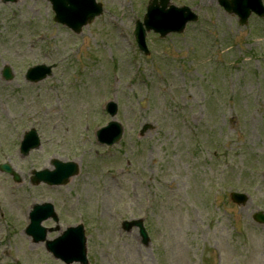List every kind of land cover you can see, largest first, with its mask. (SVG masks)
<instances>
[{"label": "rangeland", "instance_id": "374dc122", "mask_svg": "<svg viewBox=\"0 0 264 264\" xmlns=\"http://www.w3.org/2000/svg\"><path fill=\"white\" fill-rule=\"evenodd\" d=\"M147 1L97 0L101 14L74 33L48 0H0V163L20 177L0 171V264H64L24 232L42 202L59 218L42 222L54 228L47 239L84 225L89 264H264L254 220L264 214V17L241 26L217 0H171L198 20L164 38L146 32L144 54L132 31ZM36 64L54 66L32 83ZM111 119L122 136L100 144L95 130ZM31 128L40 144L23 155ZM52 158L79 173L32 184ZM140 217L147 244L120 226Z\"/></svg>", "mask_w": 264, "mask_h": 264}, {"label": "water", "instance_id": "95a60500", "mask_svg": "<svg viewBox=\"0 0 264 264\" xmlns=\"http://www.w3.org/2000/svg\"><path fill=\"white\" fill-rule=\"evenodd\" d=\"M14 1V0H3ZM54 10V20L70 27L74 32L79 33L81 27L89 23L96 15L102 11L101 4L96 0H49ZM227 12L236 14L240 25L247 23V18L251 12L264 15V8L261 0H218ZM197 15L194 14L187 6L177 7L169 2V0H149L146 12L143 15V21L137 20L135 23L134 35L138 43V47L148 53L145 44L146 31L153 30L158 32L161 37L166 36L170 32L183 31L188 21H194ZM50 66L37 65L29 67L25 73L26 79L37 81L50 74ZM3 75L11 78L10 68L5 66ZM107 111L113 116L116 113V104L109 102ZM146 126V125H145ZM144 126V127H145ZM145 131L143 128L140 133ZM122 133L120 123L115 120L109 121L107 125L98 130V138L102 143L112 144L116 142ZM39 145V139L33 129L26 132L21 141L20 151L26 155L31 148ZM53 169H42L40 171H32L30 178L33 184L43 181L49 185L65 184L69 177L78 172V166L72 161H59L52 159ZM0 170L8 172L12 175L14 181H19V175L8 163H1ZM231 199L237 203L246 200V196L241 193L231 192ZM52 217L57 221V215L54 212L53 205L50 202L33 204L29 213L30 223L26 228V233L31 235L34 242L42 241L46 237V228L41 226V221ZM255 219L264 222V215L261 212L255 214ZM132 226L138 227L142 237V242L147 243L149 238L147 232L140 219L129 220L123 222L125 230H129ZM51 230V229H50ZM46 247L52 251L55 257L61 258L66 263L79 261L81 264H88L86 260V247L83 226L66 228L63 233L52 241H46Z\"/></svg>", "mask_w": 264, "mask_h": 264}, {"label": "bare ground", "instance_id": "6f19581e", "mask_svg": "<svg viewBox=\"0 0 264 264\" xmlns=\"http://www.w3.org/2000/svg\"><path fill=\"white\" fill-rule=\"evenodd\" d=\"M250 228H251V229H253V227H252V226H250Z\"/></svg>", "mask_w": 264, "mask_h": 264}]
</instances>
